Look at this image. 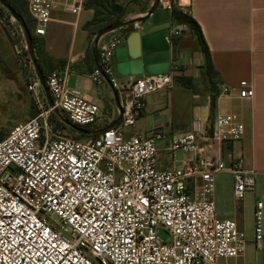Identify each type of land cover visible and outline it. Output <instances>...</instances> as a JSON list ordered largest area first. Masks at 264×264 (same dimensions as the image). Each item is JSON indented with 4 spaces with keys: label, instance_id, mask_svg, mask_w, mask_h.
I'll list each match as a JSON object with an SVG mask.
<instances>
[{
    "label": "built area",
    "instance_id": "2783aa9c",
    "mask_svg": "<svg viewBox=\"0 0 264 264\" xmlns=\"http://www.w3.org/2000/svg\"><path fill=\"white\" fill-rule=\"evenodd\" d=\"M82 3L65 7L79 15ZM57 5L27 0L36 35H46ZM159 6L172 12L173 2L160 0ZM179 32L166 34L168 42ZM127 35H113L100 46L99 65L89 72L93 83L118 94L122 116L113 127L98 128L108 116L88 92L69 85V64L45 76L59 114L30 70L35 115L0 139V264H218L239 257L250 243L263 249V201L255 202L250 237L237 220L218 216L214 197L215 175L222 171L232 174L238 201L256 191V172L244 157L224 156L225 146L244 136V121L236 112H217L207 125L195 121L177 137L169 138L164 125L127 132L146 97L173 86L176 69L120 79L114 56ZM19 43L26 46L24 32ZM218 88L219 95L230 94L225 84ZM237 95L250 99L254 88L243 79ZM67 123L101 130H75L76 137L64 132ZM161 148L173 160L180 150L181 164L160 168ZM159 230L169 239L162 241Z\"/></svg>",
    "mask_w": 264,
    "mask_h": 264
},
{
    "label": "crops",
    "instance_id": "0c3cea01",
    "mask_svg": "<svg viewBox=\"0 0 264 264\" xmlns=\"http://www.w3.org/2000/svg\"><path fill=\"white\" fill-rule=\"evenodd\" d=\"M76 1L58 0L54 12L72 14L65 5L76 3ZM82 1V14L79 18L67 19L55 15L51 22H65L70 24L74 30L80 31L79 40L70 45L66 53L65 65L71 66L74 75L82 76V79L85 78L82 81L79 78L82 85L79 87L88 92L92 99L99 103L106 112L108 118L99 123L98 126V128H102L116 118V113L112 109L105 110L103 100L100 97L104 91L103 88L93 90L92 93L89 92L92 88L89 82V72L94 65V60L87 55L91 46L92 35L83 28V24L92 18L94 11L85 8V0ZM130 1L117 0L123 6H126ZM172 2L193 17L200 26L209 48L212 68L206 67L205 55L196 29L188 22L177 19L171 12V25L166 34L175 28L180 31L169 42L171 44V68H176L173 86L167 90H159L148 95L146 106L135 126L127 132L146 133L151 127L164 125V128L169 130V138L177 137L181 131L175 130L173 125V103L175 97L184 103L181 98L185 96L187 91H190L184 83L176 81L177 77H188L197 86L215 85L217 95L215 113L236 112L245 123L244 136L240 140L225 146V159H228V152H231L233 156H243L245 165L256 172V191L252 193V203L245 200L240 202L236 199L231 173L227 171L216 173L214 194L216 210L221 218L237 220L239 226L246 230L248 236H251V230L246 228L240 218L244 213V208L253 214L256 200L263 201L264 213V0H186L185 2L172 0ZM151 3L152 0H146L141 12L145 13ZM141 26L143 24L137 23L111 31L102 37L99 47L111 36L125 31L129 34ZM125 43L126 41L122 45ZM114 63L116 67V56H114ZM125 77V75L119 74L120 79ZM243 79H246L254 88V95L250 99H240L237 95L239 82ZM219 84L228 86L230 94L219 95ZM179 93L183 95L180 97ZM205 94L193 93V98L204 100L208 118L210 114L208 101L210 91L205 92ZM194 124L195 121H191V127ZM177 161V159L173 160L170 153L164 148L160 149L158 158L160 168L180 165L181 163L177 164ZM262 250H264V245Z\"/></svg>",
    "mask_w": 264,
    "mask_h": 264
},
{
    "label": "rangeland",
    "instance_id": "374dc122",
    "mask_svg": "<svg viewBox=\"0 0 264 264\" xmlns=\"http://www.w3.org/2000/svg\"><path fill=\"white\" fill-rule=\"evenodd\" d=\"M181 1L185 2L186 0ZM145 2L146 0H131L126 5L127 8L125 12L118 20H115L112 23L134 18L143 14L144 12L141 11L144 9ZM7 12L9 14V11L6 8L0 6V139L5 137L14 125L23 123L35 115L32 94L28 88L30 82L29 78L31 75L30 70H32V68L35 69V66L27 50V43L26 46L19 43V38L22 36V32H24L22 24L16 18L11 20ZM20 13L22 14L24 22L30 31L31 38H35V42L32 43L40 68L45 66L51 70L53 68L61 67L60 65L64 66L66 62V53L68 52L70 45L79 40L80 31L74 30V28L68 23L57 21L55 23L51 22L48 25L46 35L37 36L34 32L35 22L28 13L27 8H21ZM81 14L82 11L77 16L58 11L53 12V16L59 15L60 17L67 19H73L74 17L79 18ZM105 25L107 26V24ZM105 25H102L99 28L101 29ZM90 28L93 29L95 27L91 26ZM95 34L92 35L91 46L87 56L92 54L91 48L93 46ZM115 69L118 76L119 73L117 68L115 67ZM79 78L81 81L85 80V78L82 79V76L72 74L70 76L69 85L72 87H82L79 82ZM176 81L183 83L179 79H176ZM89 82L92 87L89 91L90 93H92L93 90L103 88L104 91L100 94V97L103 100L105 110L108 111L109 109H112L115 111L116 105L111 88L107 84L97 85L91 80ZM189 82L190 91H187L185 96L181 98L184 103L180 102L178 97H175L173 103V125L175 130H180L181 133L189 131L188 129H193V127H191V121H200L202 126L207 125L205 102L203 99H194L193 93L206 95L205 92L208 93V91H210V98L208 99L210 104L209 118L213 116L217 108L215 85L206 84L204 86H197L191 80ZM179 95L181 97L183 94L179 93ZM213 99L214 109L211 107ZM63 129L64 132L69 135L81 137L79 133L75 132V129L68 123L63 124ZM126 130L131 131L132 128L130 127ZM175 157L178 160L177 164H180L183 153L180 150H177L175 152ZM252 193L253 192H248L246 194V202L252 203ZM240 219L242 223L246 225V228L252 230L253 214H250L247 208H244V213ZM250 235V237H252V234ZM158 236L162 241L169 239V234L164 230H159ZM263 252L264 250H259L256 248L255 244L250 243L244 253L239 257L229 259L221 258L218 260V264H264Z\"/></svg>",
    "mask_w": 264,
    "mask_h": 264
},
{
    "label": "water",
    "instance_id": "95a60500",
    "mask_svg": "<svg viewBox=\"0 0 264 264\" xmlns=\"http://www.w3.org/2000/svg\"><path fill=\"white\" fill-rule=\"evenodd\" d=\"M0 5L6 8L9 13L22 24L27 50L34 63L36 73L45 91L48 103L53 107L54 112L59 114L58 108L54 107V102L46 84L45 76L37 62L31 34L24 22L22 14L13 8L6 0H0ZM159 5L160 0H153L149 9L144 14L111 23L98 30L91 48L94 63L99 65V43L105 34L127 25L139 23L143 24V26L131 31L126 37L125 45L119 46L115 51L118 73L122 75H140L143 73L169 72L171 70V44L166 39V31L171 25V11ZM112 93L118 115L106 127H113L116 125L122 116V107L118 94L113 89ZM69 125L82 134H94L101 130H89L84 127L72 124Z\"/></svg>",
    "mask_w": 264,
    "mask_h": 264
},
{
    "label": "trees",
    "instance_id": "16d2710c",
    "mask_svg": "<svg viewBox=\"0 0 264 264\" xmlns=\"http://www.w3.org/2000/svg\"><path fill=\"white\" fill-rule=\"evenodd\" d=\"M7 2L13 8H15L18 12H20L21 8H27V1H25V0H7ZM84 7L87 9H93V11H94L92 18L87 20L83 24V28L88 30V32L91 35H94L96 33V30L100 26L105 25V24L108 25V24L112 23L113 21L118 20L127 8V6H123V5L119 4L117 2V0H85L84 1ZM172 13L177 19L188 22L192 27H194L196 29V31L198 32V36H199V40H200V43L202 46V50H203L204 55H205L206 67L208 69H211L212 68V60L210 57L209 48H208V45L206 44V42L204 40V37H203L202 32H201V28L198 25V23L196 22V20L193 17H191L189 14L184 12L182 9H180L174 3H173V7H172ZM91 26H94L95 28L91 29L90 28ZM96 27H98V28H96ZM98 30H100V28ZM32 42L33 43L35 42L34 37H32ZM89 58L93 59L92 54L89 55ZM60 66L63 67L62 65H60ZM93 66L90 69H92ZM48 69L49 68H46L45 66L41 67V70H42L44 76H47V74L55 68H53L51 70L50 69L48 70ZM177 79L181 80L186 87L190 88V82H189L191 80L190 78H188V77L186 78V77L182 76V77H177ZM211 107H212V109H214V99H213Z\"/></svg>",
    "mask_w": 264,
    "mask_h": 264
},
{
    "label": "flooded vegetation",
    "instance_id": "af4514ba",
    "mask_svg": "<svg viewBox=\"0 0 264 264\" xmlns=\"http://www.w3.org/2000/svg\"><path fill=\"white\" fill-rule=\"evenodd\" d=\"M7 1V0H6Z\"/></svg>",
    "mask_w": 264,
    "mask_h": 264
}]
</instances>
